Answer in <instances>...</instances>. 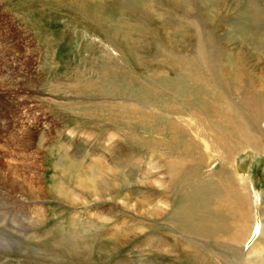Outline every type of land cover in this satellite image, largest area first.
Masks as SVG:
<instances>
[{
	"label": "rangeland",
	"instance_id": "obj_1",
	"mask_svg": "<svg viewBox=\"0 0 264 264\" xmlns=\"http://www.w3.org/2000/svg\"><path fill=\"white\" fill-rule=\"evenodd\" d=\"M80 1L0 0V104L8 124H18L0 134V144H10L0 147L8 153L0 167L14 172L21 192H41L29 215L17 214L15 233L0 230L8 240H0V264H226L223 246L242 218L234 211L220 217L217 208H239L237 195L248 196L250 228L259 225L261 233L264 152L247 148L230 161L220 174L232 187L192 166L172 187L163 166L167 180L156 181L148 150L166 166L177 153L153 142L140 113L129 124L125 114L161 110L168 88L161 77L179 76L167 68L195 55L199 35L212 37L220 69L231 66L226 51L242 50L264 76V0ZM15 129L18 146L10 141ZM29 146L33 161L13 156ZM163 193L169 206L153 218L149 200L156 212ZM224 224L223 240L211 227ZM247 237L244 253L253 242L246 248ZM255 248L252 263L264 264V230Z\"/></svg>",
	"mask_w": 264,
	"mask_h": 264
},
{
	"label": "bare ground",
	"instance_id": "obj_2",
	"mask_svg": "<svg viewBox=\"0 0 264 264\" xmlns=\"http://www.w3.org/2000/svg\"><path fill=\"white\" fill-rule=\"evenodd\" d=\"M199 37H201V35H199ZM199 37H197L198 44L195 55L186 57L182 56L178 57V59L176 60H171V66L167 69H177L179 71V76L175 79L172 78L173 80H168L170 78H168L167 75L164 74V76L161 77V83L168 84L166 86L168 88L166 90L164 89L163 91L164 99L160 97L164 100L162 104L159 103L158 105L161 110H156L154 108V106L156 105H154L152 109L146 111H141L134 108L135 110L131 109L130 111L126 112L125 118L126 122L129 124L133 122L136 116H139L135 114L140 113L139 117L141 119V123H144V126L146 127L145 129H148L147 132H151L156 136L155 138H153V142L158 145H163L169 150L171 149L173 152L177 153L175 154L177 155L178 160L174 158V155H172L173 160L165 162L168 165L166 166L163 164V160L162 162H160L161 160L159 157H152L154 154H151L155 153L152 149L148 150L150 153L148 165L156 171V174L154 176H158L156 180L157 182L161 183V181L166 179V176L160 170L162 166L165 167V172L167 175H169L168 183L172 187L175 186L177 180L181 181L180 179L183 178L185 168H187L188 166H192L198 169L203 168L204 173H207L209 177H213L214 179L217 178V180H222L226 187L229 188V185H232L230 180L223 177V175H221L220 173L222 172V170L228 168V164L230 163V161L235 158L237 154L247 148L264 152V76L260 77L256 75V71L254 72L253 70H255V67L258 65L254 64V68L252 69V63L250 65V63L248 62V55L242 50H239L235 53H232V51H226L227 57L225 58V61L229 62L231 66H228L226 68V71L223 68L220 69L221 61L219 59V52L216 49L213 40L211 39L212 37H207L205 35L201 38ZM246 39L251 40L249 38ZM255 84H259V86L257 85L259 89L254 88ZM130 87L128 88L130 89ZM137 94L138 93H136V95ZM140 102L141 101H139V103ZM6 111L7 109H4V107L0 104V134L6 128H12L18 125L8 124L10 122V119L7 117L8 111ZM29 114L30 115L28 116V120L31 122V113ZM174 115H177V117H175ZM157 121L161 122L163 125L160 126L156 124ZM171 121L173 122L172 124ZM132 124L135 127L137 123H135L134 121V123ZM137 126H139V124ZM27 130L25 134H27V136H29V140H31V136H34L33 127L31 125L28 126ZM13 131L12 136L14 137L10 141L18 146L21 140L19 138L18 141V137L15 136L17 133L16 129ZM168 137L169 139H167ZM205 140H209V142H211L212 144L210 152H206L204 150L205 146L207 148L209 146L208 144H206ZM6 146L10 147V144H6L5 142L4 144H0V147L2 149ZM12 153L11 155H13ZM7 154L8 153L4 152V150H0V158L6 156ZM33 155L34 153L30 151L29 146L28 148H24L22 150L14 152L13 156L22 157L24 159L33 161ZM185 158H190L194 162L187 163L184 160ZM213 161H215L214 165L216 166L211 167V162ZM1 169L2 168L0 167V214H2V218H0V230L5 231V234L6 232L10 234L17 231V214L21 210L25 209L27 214L29 215V213L33 211H30V209L33 207L32 204H39V202H41L40 200H38V198L41 197V192H39V190H37L35 186V190H28L27 193H25L24 190L21 192V182L18 181V179L15 177L16 175L14 174V172H9L5 169H3L2 171ZM211 183L214 185L216 184L215 182ZM203 186L205 187L207 186V184L201 185V190L203 189ZM246 186L247 184H244L243 187L246 188ZM248 186L246 189H248ZM164 194L165 193L157 194L158 196L156 199L159 202L158 210H156V212L151 211V208L149 209L150 204L156 203L153 202V200L150 198L151 200H149L148 203V213L152 217L160 216L166 213V209L169 204L167 203L166 198L168 196H161ZM205 195L208 194L205 193ZM23 197L27 198V202H25L26 204L24 205L22 202ZM237 197L239 199V208L234 209L233 207H230V209L226 208L225 210H220L219 208H217V213L219 216H226L230 214L228 213L229 211H232V214H234V211L235 214H241L242 218L236 223L237 226L235 228V237H231V240L228 239L229 242H227L223 246V248L225 249V253H223V261L226 264H253L252 262L254 261V259L250 256V253L253 252L254 249H256L255 246L261 240L264 229L262 227L261 233L259 234L260 226H255V228H253V231L256 232V235L254 236L255 238L253 237L254 239L252 238L249 241L250 237L248 238L247 236H249L252 231L250 228V220L252 218H250L249 216L250 201L248 200V196H245L244 198L240 195H237ZM3 201H6V206L2 203ZM9 203L11 204L9 205ZM11 209H13L14 213L11 212ZM172 209H174V207ZM171 211L172 210H170V212ZM6 218L7 222L5 221ZM25 218L26 217H24V219ZM163 219L165 218H162V220ZM215 222L217 223V221ZM1 225L4 226V229L7 228V230H4ZM178 226L180 228L179 223ZM188 231L190 232V230ZM211 231L214 236L215 234H217L216 236L222 237L223 240L227 238L224 236L225 232H227V225L225 224L222 227L219 226L218 228L211 227ZM246 237L248 238V240L245 244V247L247 248L248 246H252L249 248L247 253H244L242 252V244L244 242V238ZM0 240L8 241L3 237H1ZM251 241L253 242L250 245ZM180 260L181 259L179 257V261ZM176 264H178L177 261Z\"/></svg>",
	"mask_w": 264,
	"mask_h": 264
},
{
	"label": "water",
	"instance_id": "obj_3",
	"mask_svg": "<svg viewBox=\"0 0 264 264\" xmlns=\"http://www.w3.org/2000/svg\"><path fill=\"white\" fill-rule=\"evenodd\" d=\"M255 235H256V232L253 231L252 235H251L250 238H249V241H250Z\"/></svg>",
	"mask_w": 264,
	"mask_h": 264
}]
</instances>
